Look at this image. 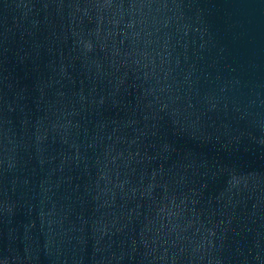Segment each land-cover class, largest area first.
<instances>
[{
  "label": "water",
  "instance_id": "water-1",
  "mask_svg": "<svg viewBox=\"0 0 264 264\" xmlns=\"http://www.w3.org/2000/svg\"><path fill=\"white\" fill-rule=\"evenodd\" d=\"M0 264H264V0H0Z\"/></svg>",
  "mask_w": 264,
  "mask_h": 264
}]
</instances>
